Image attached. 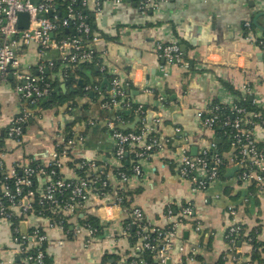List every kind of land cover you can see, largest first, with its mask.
<instances>
[{
	"label": "crops",
	"instance_id": "1",
	"mask_svg": "<svg viewBox=\"0 0 264 264\" xmlns=\"http://www.w3.org/2000/svg\"><path fill=\"white\" fill-rule=\"evenodd\" d=\"M263 5L260 0H167L143 14L132 3L105 2L94 22L96 30L105 36L107 42L103 58L106 71L124 82L132 81L130 99L134 104L156 112L161 118V137L171 140L166 150L142 162V177L129 181L130 207L141 208L145 218L154 226L164 227L168 224L164 212L169 204H195L196 218L203 226L200 235L203 247L194 261L185 264H235L227 255L225 242L232 210L244 228V238L239 244L240 260L251 262L253 245L247 238L253 235L261 244L260 264H264V193L257 192L251 184L238 181V168L231 166L234 149L231 148L225 158L230 165L228 170H236L233 173L227 170L223 177L198 193H193L190 182L179 175L175 152L181 143H187L193 155L213 142L223 143L215 132L201 126L196 108H206L215 102L229 107L246 96V100L264 111V49L248 43L243 28L250 20L255 33L264 36ZM173 42L181 43L193 65L190 72L167 64L156 54L157 43ZM45 58L57 62L58 54L49 52ZM22 59L26 68L34 71L39 62L38 48L25 49ZM83 74L91 82L100 81L91 70H85ZM51 76L56 83V97L67 99L68 103L36 111L25 129L21 145L6 138L7 127L21 111L13 89L15 80L9 76L7 81H0V141L5 148L6 170L33 160L49 162L60 134L69 124H73L74 132L84 135V142L77 144L73 151L77 161H94L105 166L110 173L120 168V162L114 156L115 141L105 122L109 114L101 109V100L94 102L93 96L78 93V85L85 78L76 74L72 82ZM67 81H71V85L66 86ZM143 88L167 97L164 108L157 107L154 97ZM71 103L75 108L70 107ZM91 121L95 124L91 125ZM176 128H180L181 133L177 134ZM258 134L264 144V135L259 131ZM61 174L66 179L81 177L72 164L63 168ZM100 207L92 192L83 210L68 220V230H46V254L51 264H127L122 258L129 253L131 244L127 238H120L117 242V239L103 235L85 249L83 239L74 235L75 229L88 216L100 218L107 213L115 221L116 228L118 221L130 218L116 209L100 210ZM37 223L47 226L46 220ZM180 238L188 245H193L196 239L188 227L180 231ZM105 255L110 260L107 263L102 262ZM0 264H19L10 228L2 221Z\"/></svg>",
	"mask_w": 264,
	"mask_h": 264
},
{
	"label": "built area",
	"instance_id": "2",
	"mask_svg": "<svg viewBox=\"0 0 264 264\" xmlns=\"http://www.w3.org/2000/svg\"><path fill=\"white\" fill-rule=\"evenodd\" d=\"M166 1L0 0V81L13 77L14 93L21 107L20 113L6 129V138L17 145L22 144L25 126L35 115L30 107L48 99L54 90L48 74L67 80L80 66L94 64L101 66V71H106L103 65L107 52L105 36L89 22L85 10L93 13L96 21L105 2L117 5L132 3L145 14ZM262 8L264 11V5ZM22 13H28L30 17L27 29L19 28V16ZM243 28L244 39L264 49V36L255 33L252 21H246ZM31 46L38 48L39 55L34 71L30 67L26 68L22 59L23 51ZM49 52H57V62L45 58ZM155 52L167 64L178 66L186 72L191 71V62L180 42L157 43ZM113 76L109 99L101 102V109L110 116L105 122L115 141L114 156L120 162V168L114 172H108L105 166L94 161H77L74 158L75 146L84 142V135L78 132H73L72 138L67 140L60 134V141L50 161L41 162L36 167L31 161L6 170L5 148L0 144V221L10 228L19 264H46V230L60 228L65 231V222L68 223L70 218L83 210L92 192L100 202V210L116 209L122 214H128L131 222L126 224L125 221H118L117 231L115 221L106 213L105 216L100 215L98 227L89 222L78 226L74 235L83 239L85 249L90 248L94 240L103 235L115 238L117 242L125 237L131 244L129 253L122 256L127 264H185L194 261L202 249L200 235L203 226L196 218L193 202L169 204L164 212L168 224L164 227L154 226L145 218L141 208L126 206L129 202V181L142 177V162L166 150L171 140L160 135L159 115L149 123L141 105L136 113L143 116H139L141 123L136 129L126 131L120 128V125H126L120 113L133 109L135 105L127 94L133 84L131 80L124 82L120 77ZM142 90L154 97L155 105L164 108L166 103L162 94L156 95L146 88ZM246 90L249 91L250 87L247 86ZM86 91H97V88L88 86ZM243 101H246V96L229 107L215 102L206 108H196V117L206 130L214 132L221 126L229 132L235 152L231 166L238 168V181L251 184L257 192L264 193V144L258 134L259 131L264 135V111L251 112L239 104ZM90 124L94 125L95 122L91 121ZM176 132L181 133V129L176 128ZM215 148L213 142L197 155L191 153L187 143H181L175 149L178 173L190 182L193 193L207 189L220 177L223 160L218 154L211 155ZM128 157L131 159L130 170L124 171L123 163ZM68 164H72L83 175L77 179L64 178L61 170ZM229 215L225 231L227 255L235 264H251L240 260L239 244L244 238V228L237 220L235 211L232 210ZM56 216L61 219L57 220ZM35 220H46L47 226ZM131 227L137 229L133 238ZM183 227L190 228L196 237L193 245H188L180 238ZM178 240H181V244L175 253ZM247 241L252 244V237L247 238Z\"/></svg>",
	"mask_w": 264,
	"mask_h": 264
},
{
	"label": "trees",
	"instance_id": "3",
	"mask_svg": "<svg viewBox=\"0 0 264 264\" xmlns=\"http://www.w3.org/2000/svg\"><path fill=\"white\" fill-rule=\"evenodd\" d=\"M80 1V0H79ZM85 13L88 14L89 16V22L94 26L95 28V18H94V15L93 13L89 12L88 10H85ZM185 55H186V52H185ZM187 57V55H186ZM192 63H191V70H192ZM85 70H91L94 72V74L96 76H98L100 78V81L98 82H91L89 79H86L84 77V71ZM78 74L80 75L81 77H84L85 78V81L81 84V85H78V93L80 96H90V93H93V97H92V101L94 102H97V101H100L101 102H104L106 101L107 99H109V89H110V83L111 81L113 80L114 76L113 75H110L108 73V71H101V66H97L96 64L94 65H82L80 66L77 71L72 75L69 76V78L67 80H71L72 82H74V76ZM47 77L49 78L50 82H52V85H53V88L55 87L56 83L53 82V80L50 78L51 77V74H48ZM88 86H92L93 88H97V91H93V92H89V91H86V88ZM133 89V85H130V87L128 88L127 90V94L130 96V92L131 90ZM155 94H158L155 92ZM168 102V99L167 97H165V100H164V103H167ZM66 103H68V100L67 99H58L55 95V92L53 90L51 96L48 98V99H43L41 100L37 106L35 107H30V109H32V111L36 112L38 110H48V109H52L54 107H62L64 106ZM241 106H245L249 111L251 112H255V111H259L248 99L246 101H243V102H240L239 103ZM139 105L135 104L133 109H130V110H124L120 113L121 117H122V122L124 124H128L130 123L131 121L135 120L137 117L139 116H143V114H140V113H136V110L138 108ZM70 107H74L75 108V104L74 103H71ZM143 110H144V106H143ZM29 123V122H28ZM28 124L25 126V129L27 128ZM73 124H69L68 126H66L63 130V135L65 137V139H69V138H72L73 136ZM216 136L218 138H221L223 140V143L222 144H217L215 143L216 145V148L211 151V155H216L218 154L222 160H223V165L220 167V177H223L225 175V173L227 172L228 170V160L225 158V154L228 153L231 148H232V144H231V139H230V134L229 132H226L225 130H223L221 128V126H218L215 130H214ZM0 144L3 146V143L2 141H0ZM130 157L126 158L124 160V167L122 168V170L124 171H128L130 170ZM32 165L34 167L38 166V165H41V162L40 161H37V160H33V163ZM79 173H81V176L83 175L81 171H79ZM18 174H20V170L18 171ZM128 197H129V202L126 204L127 207H130V194L127 193ZM57 220L61 219L60 216H56L55 217ZM85 222H89L91 223L94 227H98L99 226V222H100V219L97 218V217H94V216H88V218L86 219ZM83 222V224L85 223ZM131 222V220H126L125 223H129ZM65 229H69V224H67V222H65ZM137 233V229H134L133 227H131L130 229V234L133 237H135ZM252 237V245H253V252H252V257H251V264H255V263H258L260 264L262 261H261V256H260V252H259V249L261 247V244L257 241L256 237L255 236H251ZM243 240V239H241ZM109 258L107 255H105L102 259V262L103 263H107L109 262ZM46 264H51V260L50 258H46Z\"/></svg>",
	"mask_w": 264,
	"mask_h": 264
},
{
	"label": "water",
	"instance_id": "4",
	"mask_svg": "<svg viewBox=\"0 0 264 264\" xmlns=\"http://www.w3.org/2000/svg\"><path fill=\"white\" fill-rule=\"evenodd\" d=\"M260 1H264V0H260ZM51 15L52 14H50V16ZM263 16H264V14H263ZM42 17H44V16H42ZM29 18L30 17H29V14L28 13H22V14H20V16H19V28H21V29H27L29 27ZM65 85L66 86L71 85V81H67L65 83ZM90 96H93V93H90ZM156 106L158 107L157 104H156ZM144 110L147 113V120H148L149 123H151L154 118L158 117L157 116L158 114L156 112L149 110L147 107H144ZM140 123H141V118L140 117H137L132 124L120 125V128L122 130H126V131H128V130L134 131L136 129V127ZM235 170H236V168H233V169L228 170V172L229 173H233ZM22 227H23V230H25V225H23Z\"/></svg>",
	"mask_w": 264,
	"mask_h": 264
}]
</instances>
